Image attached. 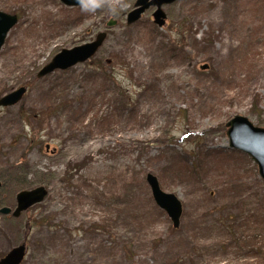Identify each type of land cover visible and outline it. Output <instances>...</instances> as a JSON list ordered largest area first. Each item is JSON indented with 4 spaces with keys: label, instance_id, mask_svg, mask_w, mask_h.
Returning a JSON list of instances; mask_svg holds the SVG:
<instances>
[{
    "label": "rangeland",
    "instance_id": "374dc122",
    "mask_svg": "<svg viewBox=\"0 0 264 264\" xmlns=\"http://www.w3.org/2000/svg\"><path fill=\"white\" fill-rule=\"evenodd\" d=\"M61 0H0L19 17L0 50V259L22 264H264V181L229 148L237 116L264 128V0H178L133 24ZM111 22L115 25L109 26ZM107 37L94 57L38 77L64 49ZM233 152H237L234 153ZM182 203L174 228L147 175Z\"/></svg>",
    "mask_w": 264,
    "mask_h": 264
},
{
    "label": "water",
    "instance_id": "95a60500",
    "mask_svg": "<svg viewBox=\"0 0 264 264\" xmlns=\"http://www.w3.org/2000/svg\"><path fill=\"white\" fill-rule=\"evenodd\" d=\"M178 0H138L135 9L128 15V24L137 22L143 14L150 8L155 7L153 19L160 28L167 23V15L164 12V6L171 5ZM68 7H79L77 0H61ZM17 15L7 14L0 11V50L5 44L9 32L18 24ZM115 25L111 22L109 26ZM106 33H100L96 39L82 46L73 49H64L58 53L51 63L45 66L38 77H44L55 71H65L72 67L82 64L96 55L102 47ZM27 93L26 87H21L0 99V107H13L22 101ZM229 148L250 157L258 166L259 176L264 181V128L256 127L248 118L237 116L227 123ZM147 183L151 187L153 198L156 204L166 213L172 220L174 228L180 226L182 217V203L174 194H168L162 191L157 177L153 174L147 175ZM2 183H0V189ZM47 196L45 188L40 187L30 191H22L17 195V207L12 209L4 207L0 209V227L1 216L11 215L19 218L31 207L44 201ZM28 253L27 244L19 245L10 250L4 257L0 259V264H22Z\"/></svg>",
    "mask_w": 264,
    "mask_h": 264
},
{
    "label": "clouds",
    "instance_id": "9594fccd",
    "mask_svg": "<svg viewBox=\"0 0 264 264\" xmlns=\"http://www.w3.org/2000/svg\"><path fill=\"white\" fill-rule=\"evenodd\" d=\"M77 4L84 13L107 11L112 16L118 15L128 7L127 0H77Z\"/></svg>",
    "mask_w": 264,
    "mask_h": 264
},
{
    "label": "flooded vegetation",
    "instance_id": "af4514ba",
    "mask_svg": "<svg viewBox=\"0 0 264 264\" xmlns=\"http://www.w3.org/2000/svg\"><path fill=\"white\" fill-rule=\"evenodd\" d=\"M156 9V8H155ZM19 18V17H18ZM106 33V32H105ZM107 34V33H106ZM108 36V35H107ZM93 42V41H92ZM32 190H34V189H32ZM25 191H30V190H25ZM47 191V190H46ZM47 194H48V191H47ZM47 197V196H46ZM45 197V198H46ZM45 200V199H44ZM40 204V203H39ZM25 260V259H24ZM24 262V261H23Z\"/></svg>",
    "mask_w": 264,
    "mask_h": 264
},
{
    "label": "trees",
    "instance_id": "16d2710c",
    "mask_svg": "<svg viewBox=\"0 0 264 264\" xmlns=\"http://www.w3.org/2000/svg\"><path fill=\"white\" fill-rule=\"evenodd\" d=\"M234 153H237V152H233V154H234Z\"/></svg>",
    "mask_w": 264,
    "mask_h": 264
}]
</instances>
